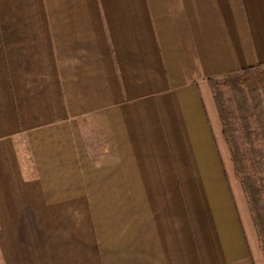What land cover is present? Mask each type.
Masks as SVG:
<instances>
[{"label":"crops","instance_id":"crops-1","mask_svg":"<svg viewBox=\"0 0 264 264\" xmlns=\"http://www.w3.org/2000/svg\"><path fill=\"white\" fill-rule=\"evenodd\" d=\"M264 64V0H0V264H264L210 81Z\"/></svg>","mask_w":264,"mask_h":264},{"label":"rangeland","instance_id":"rangeland-1","mask_svg":"<svg viewBox=\"0 0 264 264\" xmlns=\"http://www.w3.org/2000/svg\"><path fill=\"white\" fill-rule=\"evenodd\" d=\"M246 76L221 75L212 89L235 177L264 249V89Z\"/></svg>","mask_w":264,"mask_h":264},{"label":"trees","instance_id":"trees-1","mask_svg":"<svg viewBox=\"0 0 264 264\" xmlns=\"http://www.w3.org/2000/svg\"><path fill=\"white\" fill-rule=\"evenodd\" d=\"M262 66H264V64H256V66H250V67L243 68V70H240L239 72H242V73L244 72V74L247 75L246 77H248V79L253 80L254 83L258 84L259 87L264 89V69L260 68ZM236 72H238V71H234V72H230V73H236ZM241 85H242V83H240V86ZM210 86L212 89V88L217 87L218 84L211 80ZM213 93H214V91H213ZM223 135L225 137L224 130H223Z\"/></svg>","mask_w":264,"mask_h":264}]
</instances>
